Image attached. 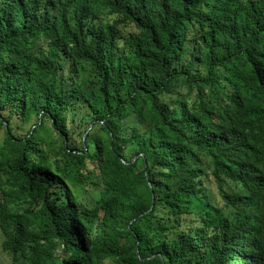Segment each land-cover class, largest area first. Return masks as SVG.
<instances>
[{"label":"trees","instance_id":"16d2710c","mask_svg":"<svg viewBox=\"0 0 264 264\" xmlns=\"http://www.w3.org/2000/svg\"><path fill=\"white\" fill-rule=\"evenodd\" d=\"M0 254L264 264V0H0Z\"/></svg>","mask_w":264,"mask_h":264},{"label":"rangeland","instance_id":"374dc122","mask_svg":"<svg viewBox=\"0 0 264 264\" xmlns=\"http://www.w3.org/2000/svg\"><path fill=\"white\" fill-rule=\"evenodd\" d=\"M0 264H9L7 257L4 254H0Z\"/></svg>","mask_w":264,"mask_h":264},{"label":"water","instance_id":"95a60500","mask_svg":"<svg viewBox=\"0 0 264 264\" xmlns=\"http://www.w3.org/2000/svg\"><path fill=\"white\" fill-rule=\"evenodd\" d=\"M133 158H134V157H133ZM133 158H132V160H133ZM132 160H131V161H132ZM151 207H152V206H151Z\"/></svg>","mask_w":264,"mask_h":264}]
</instances>
